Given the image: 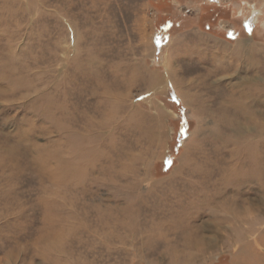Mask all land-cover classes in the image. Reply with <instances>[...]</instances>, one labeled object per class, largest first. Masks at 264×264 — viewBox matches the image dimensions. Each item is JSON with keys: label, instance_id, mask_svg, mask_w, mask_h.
Here are the masks:
<instances>
[{"label": "rangeland", "instance_id": "obj_1", "mask_svg": "<svg viewBox=\"0 0 264 264\" xmlns=\"http://www.w3.org/2000/svg\"><path fill=\"white\" fill-rule=\"evenodd\" d=\"M0 264H264V0H0Z\"/></svg>", "mask_w": 264, "mask_h": 264}, {"label": "bare ground", "instance_id": "obj_2", "mask_svg": "<svg viewBox=\"0 0 264 264\" xmlns=\"http://www.w3.org/2000/svg\"><path fill=\"white\" fill-rule=\"evenodd\" d=\"M257 99H254V102L256 103ZM257 104V103H256ZM254 106V105H253ZM253 184H256V183H251L249 185H253Z\"/></svg>", "mask_w": 264, "mask_h": 264}]
</instances>
